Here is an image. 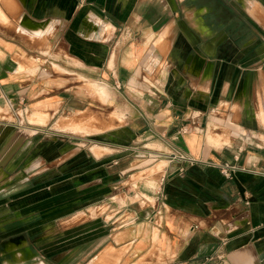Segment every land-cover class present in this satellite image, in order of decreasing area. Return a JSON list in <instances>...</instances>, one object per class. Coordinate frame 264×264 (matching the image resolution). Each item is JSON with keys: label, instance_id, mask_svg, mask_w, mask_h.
I'll return each mask as SVG.
<instances>
[{"label": "crops", "instance_id": "1", "mask_svg": "<svg viewBox=\"0 0 264 264\" xmlns=\"http://www.w3.org/2000/svg\"><path fill=\"white\" fill-rule=\"evenodd\" d=\"M261 9L259 0H0V108L47 123L21 129L0 117V175L52 186L60 177L67 197L90 188L100 207L125 200L133 158L167 162L158 189L134 185L156 207L130 204L127 224L66 217L58 252L46 244L41 263L264 264V47L245 39L260 38ZM85 117L110 129L85 134L108 150L100 157L59 136ZM51 126L54 138L38 136ZM19 234L0 235L15 246L11 262L22 252L37 264Z\"/></svg>", "mask_w": 264, "mask_h": 264}, {"label": "rangeland", "instance_id": "2", "mask_svg": "<svg viewBox=\"0 0 264 264\" xmlns=\"http://www.w3.org/2000/svg\"><path fill=\"white\" fill-rule=\"evenodd\" d=\"M259 3L261 4V10L263 13L264 0H259ZM261 17V22L257 20L262 26V31L259 34L260 38H258V34H246L245 39L249 38L248 40H260V46L264 47V14H262ZM252 23L254 22L251 18L249 19L246 16L244 17L245 25ZM262 57L264 58V54H262ZM261 67L263 68L264 65ZM262 88H264V86H262ZM104 115L106 116L105 119H107L108 112ZM0 117L6 119L7 122H12V125H15L17 118H19L20 120L18 124L20 123V126H17L21 129L26 126L29 120L34 125L44 126L47 124L45 122V118L41 115L30 118L29 114L25 110L18 111L8 105L2 109L0 108ZM84 119L85 122L83 125L79 123L81 120L78 118L68 120L63 126L75 133L62 130L63 132H71L73 135L70 133H60L59 136L68 142L78 140L80 145H84L83 151L87 154H90V151L92 152V148L96 147L94 151L97 156L100 157L107 153L108 150L103 152V149L100 150L97 146L93 147V145H96L97 142H93L92 138L87 137L86 135L91 136L93 134L107 132L110 129L104 126L101 128L92 127L91 124L93 122L90 121L89 118L86 119L85 117ZM261 119L264 120V110L261 112ZM52 128L54 127L51 126L46 129H40L37 131V134L42 138H54L51 132ZM56 128L60 130L57 126ZM77 132L79 133L77 134ZM9 148L10 145L7 149ZM149 148L155 149L156 147L150 146ZM100 151L103 153H100ZM133 161L134 166L132 168H137L138 171L135 173L133 172L135 175L132 178H130V175L133 173L123 177V182L126 183L127 187L124 185L123 188L126 190H122V192L119 191L121 193L127 191L126 195L124 193L127 198L123 195L125 197L124 201L116 199L115 201L112 200L111 204H101L100 207L98 204H91V199H87L90 197V195H88V192L91 191L90 188L77 192L75 191V188L77 187L75 185V188H73L74 192H69L70 196L67 197V193H63L61 191L62 183L60 177L53 178L52 186V184L46 185L43 178H37V180L31 179V181H27L28 177H22L21 175L19 177L18 174L20 172H16L14 175H0V235H9L8 241L11 243L13 241V236L10 234L20 233L19 235L22 246L25 245L27 249V246H29L37 255V264H43L41 261H44V248L46 244L48 245L50 242H52V244H58L54 251L58 252L59 250V238L63 230H66V228H64L65 225L62 224L64 223V219H66V217H73L79 214L80 217L103 218L110 220L116 216L122 217L126 215V218L123 220L124 223L127 224L129 219L132 218V216L128 214V207L131 206L130 204H132L133 207L139 206L143 211L154 208V206L156 207V203H146V205H144L143 200L140 199L143 193L135 189L134 185H139L140 182L144 181L153 190L158 189L160 186L159 179L164 173V166H167V162L165 164L161 158H157V154L155 153L151 155V157H135L133 158ZM160 164L163 165L162 168H158ZM32 168L33 167L27 168V171H30ZM115 197L112 199H115ZM80 202L83 204L80 205ZM84 204H86V206H83ZM18 217L21 218V221L16 219ZM119 226H121V224H118L116 227ZM15 239L17 240V237ZM14 248L15 246L13 245L3 246L0 242V254L2 252H6L5 256L0 257V264H13L11 262L13 259L12 254L9 253L7 249L9 251H13ZM54 255H56V253H54ZM59 260L60 257H57L56 255L52 257L50 261L53 264H59ZM15 261L20 264L27 263L26 257L22 252L15 255Z\"/></svg>", "mask_w": 264, "mask_h": 264}, {"label": "built area", "instance_id": "3", "mask_svg": "<svg viewBox=\"0 0 264 264\" xmlns=\"http://www.w3.org/2000/svg\"><path fill=\"white\" fill-rule=\"evenodd\" d=\"M13 108V107H12ZM157 158H160V156H157ZM184 160V161H187L190 165H194L196 163L195 160H192V159H187L185 156L183 155H174L173 156V160ZM231 171H234V168L230 167V166H224L222 168V174L226 177V178H231L232 176V173ZM161 197L163 198L164 196L161 194ZM158 214H161L160 212H158Z\"/></svg>", "mask_w": 264, "mask_h": 264}, {"label": "bare ground", "instance_id": "4", "mask_svg": "<svg viewBox=\"0 0 264 264\" xmlns=\"http://www.w3.org/2000/svg\"><path fill=\"white\" fill-rule=\"evenodd\" d=\"M104 92L106 94V90H104ZM162 167H163V165L160 164L158 168H162Z\"/></svg>", "mask_w": 264, "mask_h": 264}]
</instances>
